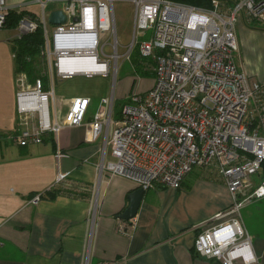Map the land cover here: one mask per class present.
Returning a JSON list of instances; mask_svg holds the SVG:
<instances>
[{
  "label": "built area",
  "instance_id": "obj_1",
  "mask_svg": "<svg viewBox=\"0 0 264 264\" xmlns=\"http://www.w3.org/2000/svg\"><path fill=\"white\" fill-rule=\"evenodd\" d=\"M115 1L32 0L9 6L7 0H0V30L5 29L11 11L28 13L19 20L13 41L41 28L40 56L50 74L46 90L40 78L29 84L24 73L15 74L16 128L11 139L24 148L41 144L47 134L56 136L65 127L84 125L90 141L103 137V160L110 149L112 160L106 165L102 160L99 176L107 171L144 191L179 189L193 169H213L223 179L232 203L196 227L200 232L194 251L220 264H260L241 210L264 198V82L251 81L235 63L234 53L238 51L237 18L264 25V0H232L226 8L221 0H211L210 8L170 0H124L133 5L134 17L133 40L123 57L130 59L137 48L141 59H152L154 84L147 92L128 97L108 136L103 129L112 123L113 92L100 100V107L108 108L107 118L101 119L98 109L93 121L85 123L89 99L72 98L62 115L54 82L77 75L110 76L115 81L122 57L117 54ZM56 3L65 22L53 26L46 9ZM34 5L38 12L30 9ZM146 31H151L150 39L137 42ZM104 35L109 37L104 40ZM106 46L113 54H105ZM75 57H87L103 68L70 72L63 61ZM54 157L52 188L70 187L60 170L66 154L57 150ZM41 197L36 194L29 203L36 205ZM134 228V219H116L119 235L130 237Z\"/></svg>",
  "mask_w": 264,
  "mask_h": 264
},
{
  "label": "crops",
  "instance_id": "obj_2",
  "mask_svg": "<svg viewBox=\"0 0 264 264\" xmlns=\"http://www.w3.org/2000/svg\"><path fill=\"white\" fill-rule=\"evenodd\" d=\"M24 2L7 0L9 6ZM2 47L0 44L1 51ZM138 60L141 74L150 78L147 83H140L142 94L154 84V75L148 70L154 62L150 58ZM238 67L253 76L250 70ZM14 77L15 63L0 77V136L15 125ZM259 78L258 83L264 82L263 77ZM54 83L56 106L62 115L72 98L89 99L85 123L93 121L98 109L99 117L107 118L108 108L100 107V100L111 92L114 98H124L125 102L130 96L124 90L115 95V81L110 76L77 75ZM114 106L115 99L112 123L103 129L108 136L113 132V122L120 118L122 105L116 113ZM2 140L0 264H220L201 258L194 251L200 232L196 227L211 221L232 203L223 179L213 169H193L179 189L157 187L145 191L134 218L135 228L130 237H124L116 232V217L128 207L127 197L138 187L107 171L99 176L102 136L90 141L84 125L65 127L56 136L47 134L41 144L18 148L12 163L7 160L9 146L4 142L3 147ZM57 150L66 154L60 160V170L67 175L70 187L52 190ZM108 150L104 165L112 160ZM12 185L15 188L10 193ZM57 190L58 195L54 194ZM35 194H42V198L32 205L29 202ZM249 219L255 227L248 225ZM241 221L251 237L254 254L264 264V198L245 206Z\"/></svg>",
  "mask_w": 264,
  "mask_h": 264
},
{
  "label": "rangeland",
  "instance_id": "obj_3",
  "mask_svg": "<svg viewBox=\"0 0 264 264\" xmlns=\"http://www.w3.org/2000/svg\"><path fill=\"white\" fill-rule=\"evenodd\" d=\"M26 2H30L32 0H24ZM61 8L60 4H53L48 6L46 11L51 12L54 10H59ZM31 10L34 12L39 11L38 5L31 6ZM15 12V11H11ZM113 14H114V21H115V29H116V36L118 40V50L117 54L122 56L118 60V69L116 72V80H115V88L114 93L119 94L122 90H124L125 94L132 95L134 92H139V86L141 82H148L150 79L149 77L143 76L139 70V67L136 63L139 61L138 57V49L136 48L131 53L130 59H124L123 54L126 53L128 47L131 45L133 40V17H134V7L127 1L124 0H116L113 5ZM24 16V15H23ZM53 27H49V31L51 32ZM16 33L15 29H6L0 30V44H3L2 51L0 50V77L2 72L8 68H12L14 66V59L12 58V42L14 39V35ZM145 36L139 37L137 42L141 41H148L151 36V31L144 32ZM235 35L238 44V51L234 53V61L237 66L245 67L246 69L250 70L253 73V76H248L251 81L260 82L259 77L264 78V25L257 23V22H248L242 16L237 18L235 24ZM109 35H104V40L107 39ZM8 39H10L8 41ZM112 41V38H109ZM105 54L111 55L113 54V50L111 46H106ZM40 56V55H39ZM37 62L39 63V78L41 81L46 80L47 87L48 81L50 79L49 68L47 67L45 59L41 56L37 58ZM111 65L114 69V60L111 59ZM152 66L149 67L148 70L152 72ZM10 72H8L9 74ZM13 73V72H12ZM112 79V77H110ZM57 80V79H55ZM139 82V85L137 84ZM55 84V83H54ZM47 89V88H46ZM115 99V106H114V113L118 112L121 105L127 103L124 101V98H114ZM51 106V113L53 115L52 109V101H50ZM16 128V114H15V125L13 128L7 131L5 136H2L3 139V147L4 142L7 143L9 146V156L7 160H11L13 162L14 153H17L20 148L11 137L15 134ZM112 130L110 131V134ZM36 145V144H34ZM32 146H27L28 148ZM23 149V148H22ZM109 149V148H108ZM110 149L108 150V153ZM9 164V163H8ZM12 164L9 165V170ZM258 182V181H257ZM15 187L12 185L9 188L10 193L14 191ZM11 189V190H10ZM8 191V192H9ZM2 203V202H0ZM254 203V202H253ZM251 203V204H253ZM250 204V205H251ZM2 223V219L1 222ZM251 220L249 219V224L251 225ZM255 227L254 224L251 225Z\"/></svg>",
  "mask_w": 264,
  "mask_h": 264
},
{
  "label": "trees",
  "instance_id": "obj_4",
  "mask_svg": "<svg viewBox=\"0 0 264 264\" xmlns=\"http://www.w3.org/2000/svg\"><path fill=\"white\" fill-rule=\"evenodd\" d=\"M170 1L183 3L195 7H201V8L211 7V0H170ZM221 2L223 4L222 6L226 8L232 3V0H221ZM26 14L28 13L10 12L7 17L5 29H15L17 27L19 20L22 18L23 15ZM43 46H44V38L41 28H38L34 33L23 35L20 39H16L12 42V52L14 54V63H15V74L24 73L27 77V81L29 84H33L34 81L37 78H39L40 70H39V63L37 62V58L40 57L39 56L40 51L43 48ZM42 87L44 90H46L47 88L46 80L42 81ZM1 137L2 136H0V138ZM54 194L56 195L60 194V190H57V192H54Z\"/></svg>",
  "mask_w": 264,
  "mask_h": 264
},
{
  "label": "water",
  "instance_id": "obj_5",
  "mask_svg": "<svg viewBox=\"0 0 264 264\" xmlns=\"http://www.w3.org/2000/svg\"><path fill=\"white\" fill-rule=\"evenodd\" d=\"M65 22V17L62 15L61 11H52L49 13L48 16V23L50 25H60ZM144 190L141 188H137L133 192H131L127 199H128V207L121 213L119 214L116 218L128 221L131 219H134L138 209L140 207V203L142 201L143 195H144Z\"/></svg>",
  "mask_w": 264,
  "mask_h": 264
},
{
  "label": "bare ground",
  "instance_id": "obj_6",
  "mask_svg": "<svg viewBox=\"0 0 264 264\" xmlns=\"http://www.w3.org/2000/svg\"><path fill=\"white\" fill-rule=\"evenodd\" d=\"M67 62L66 68L70 72H78V73H91V72H97L102 70V66L98 65L97 63L89 60L87 57H75L74 59H69Z\"/></svg>",
  "mask_w": 264,
  "mask_h": 264
}]
</instances>
